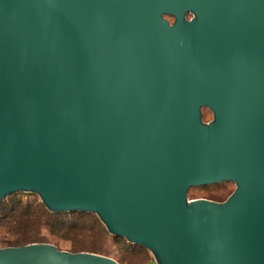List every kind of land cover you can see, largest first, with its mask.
I'll return each mask as SVG.
<instances>
[{"label":"water","instance_id":"obj_1","mask_svg":"<svg viewBox=\"0 0 264 264\" xmlns=\"http://www.w3.org/2000/svg\"><path fill=\"white\" fill-rule=\"evenodd\" d=\"M17 193L148 264H264V0H0V202ZM0 264L118 263L28 243Z\"/></svg>","mask_w":264,"mask_h":264},{"label":"rangeland","instance_id":"obj_2","mask_svg":"<svg viewBox=\"0 0 264 264\" xmlns=\"http://www.w3.org/2000/svg\"><path fill=\"white\" fill-rule=\"evenodd\" d=\"M202 119L207 121L210 114L202 110ZM233 190L230 183H220L210 186L191 188L188 190L187 199H206L215 202L223 201ZM27 202L39 203L32 194L17 193L4 198L0 202V248L7 247L18 237L17 230L12 231L11 216L8 209L16 204ZM63 226L51 228L41 226L36 233L40 243L55 246L58 250L75 252H89L103 255L116 261L118 264H148L150 255L142 248L126 243L121 238H116L105 233L98 220L90 214L70 213L63 214Z\"/></svg>","mask_w":264,"mask_h":264},{"label":"trees","instance_id":"obj_3","mask_svg":"<svg viewBox=\"0 0 264 264\" xmlns=\"http://www.w3.org/2000/svg\"><path fill=\"white\" fill-rule=\"evenodd\" d=\"M8 212H12L9 214L11 216L9 227H11L12 231L15 232L17 230L19 232L18 237L8 246L14 247L28 243H40L36 233L41 226H50L51 228H61L63 226V214L49 213L40 203H16L8 209ZM75 252H81V250Z\"/></svg>","mask_w":264,"mask_h":264}]
</instances>
